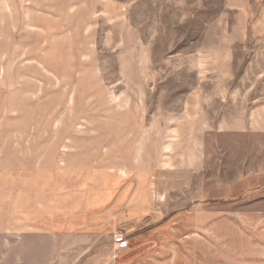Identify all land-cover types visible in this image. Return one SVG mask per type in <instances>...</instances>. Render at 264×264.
Wrapping results in <instances>:
<instances>
[{
  "label": "rangeland",
  "instance_id": "1",
  "mask_svg": "<svg viewBox=\"0 0 264 264\" xmlns=\"http://www.w3.org/2000/svg\"><path fill=\"white\" fill-rule=\"evenodd\" d=\"M0 130L40 198L80 191L93 261L264 263V0H0Z\"/></svg>",
  "mask_w": 264,
  "mask_h": 264
},
{
  "label": "crops",
  "instance_id": "2",
  "mask_svg": "<svg viewBox=\"0 0 264 264\" xmlns=\"http://www.w3.org/2000/svg\"><path fill=\"white\" fill-rule=\"evenodd\" d=\"M1 137H6V131L0 130ZM18 175L16 171L7 170L0 164V264L136 262L128 252L134 248L128 246L117 250L111 247L109 257L105 260L90 259L98 244L93 240L96 234L89 233L86 224L88 217L93 219L95 214L86 213V205L79 201L80 191L72 195L69 184L65 186L64 180L54 178L49 181L51 184L48 185L46 198H40L38 184H24L26 181ZM235 215L243 223L244 215ZM246 216L249 219L245 224L247 240L252 247H256L255 250L263 251L264 214ZM224 219L225 223H230V214H224ZM241 227L238 228L240 237L244 234ZM251 230L255 231L253 236L249 234ZM119 236L116 235L115 238L118 239ZM88 259L89 261L85 262ZM145 262L150 264V261H143V264H147ZM238 264L258 263L257 259L253 263L250 259H240Z\"/></svg>",
  "mask_w": 264,
  "mask_h": 264
},
{
  "label": "built area",
  "instance_id": "3",
  "mask_svg": "<svg viewBox=\"0 0 264 264\" xmlns=\"http://www.w3.org/2000/svg\"><path fill=\"white\" fill-rule=\"evenodd\" d=\"M126 246V242L124 240H121L120 238L117 239L116 242V248H121V247H125Z\"/></svg>",
  "mask_w": 264,
  "mask_h": 264
}]
</instances>
